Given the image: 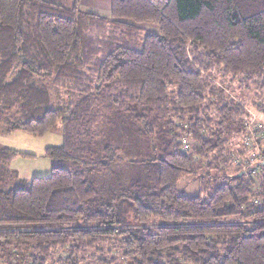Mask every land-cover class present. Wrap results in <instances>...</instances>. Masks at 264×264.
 Segmentation results:
<instances>
[{
	"label": "trees",
	"instance_id": "trees-1",
	"mask_svg": "<svg viewBox=\"0 0 264 264\" xmlns=\"http://www.w3.org/2000/svg\"><path fill=\"white\" fill-rule=\"evenodd\" d=\"M79 2L0 0L1 133L61 124L63 138L45 151L49 175L30 179L0 144V262L46 264L60 250L68 264L96 253V264H264V199L252 202L264 173L253 190L208 133L244 113L212 73L264 84V0H110L109 18ZM118 117L154 135L157 155L142 161L145 182L105 197L88 175L118 156L99 144ZM201 168L231 173L178 193Z\"/></svg>",
	"mask_w": 264,
	"mask_h": 264
},
{
	"label": "rangeland",
	"instance_id": "rangeland-1",
	"mask_svg": "<svg viewBox=\"0 0 264 264\" xmlns=\"http://www.w3.org/2000/svg\"><path fill=\"white\" fill-rule=\"evenodd\" d=\"M96 1L83 0L81 5H78V9L84 13L94 14L99 9L97 15H107L109 17L105 7L97 4ZM210 76L223 89L226 96L230 97L231 100L243 108L244 113L241 116L234 117L232 123L222 127L215 123L212 124V130L208 133L218 132L225 140L224 146L230 153L226 159L229 160V168L232 171L240 172V175L250 181L249 171L251 168L258 167V183L256 186L253 185V190H257L260 188V179L264 173V139L259 141L257 148L251 151L258 152V156L251 167L243 168L238 164V161L249 159L251 152L246 149L244 140L250 136L252 128L260 125L264 129V84H240L237 78L230 82L228 78L223 80L221 75L216 72ZM214 114L215 112L212 110L210 115L214 116ZM106 128L104 137L102 131V138L99 144L118 146V156L113 161H109L105 171L93 172L88 175V181L95 189L98 188L101 196L105 197L116 194L122 187L126 188L134 182H145L144 162L142 161L157 155L155 136L147 134V131L143 136H139L136 131L137 127L131 118L125 117L121 119L118 117L114 119L112 124L107 125ZM183 140L188 145V149L183 152H188L192 144L190 135L187 133L183 134L180 138L181 144H183ZM62 142L61 124H58L54 130L44 135H35L21 129L12 131L6 135L0 132V144L17 152V155L9 163L8 170L13 171L19 178L30 179L33 176H48L51 169V159L45 155V151L48 148L62 145ZM228 151H226L227 154ZM212 157L213 154L210 155V158ZM222 157L224 158L223 155ZM219 168L225 169V166L223 167L220 163ZM230 169H226L225 172H219L217 169L207 170L201 168L197 173L198 176H196L197 174L188 176L179 182L178 193L191 196L198 191H204L203 185L200 184L201 180L204 186H206L205 182L208 183L207 188L209 189L218 180L216 176L223 173L228 175L231 173ZM263 199L264 195L262 198L254 197L252 202L255 204L254 200H259V204L255 205H260ZM66 256L67 254L60 250H55L51 253L50 258L47 259L46 264H68L61 261V258L65 259ZM96 258H98V253H96L95 257L91 256L89 259H82L77 264H96ZM15 262L12 259L11 263L16 264ZM0 264H3V262H0Z\"/></svg>",
	"mask_w": 264,
	"mask_h": 264
},
{
	"label": "built area",
	"instance_id": "built-area-1",
	"mask_svg": "<svg viewBox=\"0 0 264 264\" xmlns=\"http://www.w3.org/2000/svg\"><path fill=\"white\" fill-rule=\"evenodd\" d=\"M257 126H259L257 128ZM252 128V132L250 133V136L245 138L244 145L248 151H252L254 148H257L258 142L264 139V129L257 125ZM188 149V145L184 143L182 144V151H186ZM258 156V152H251L249 155V159L238 161V164H240L243 168H249L253 165V163L256 160V157ZM249 178L253 182V185H257L258 183V167L251 168L249 171ZM255 204H259V200H254Z\"/></svg>",
	"mask_w": 264,
	"mask_h": 264
},
{
	"label": "crops",
	"instance_id": "crops-1",
	"mask_svg": "<svg viewBox=\"0 0 264 264\" xmlns=\"http://www.w3.org/2000/svg\"><path fill=\"white\" fill-rule=\"evenodd\" d=\"M54 1L60 3L61 5L65 6V7H70V6L72 5V3H73V0H54ZM82 1H83V0H80V2H79V6L81 5V2H82ZM107 1H108V2H107ZM96 3L99 4V5L104 6L106 12H108V15H109V17H110V14H109V12H110V0H97ZM79 6H78V8H79ZM98 10H99V9L96 10V14H97V12H99ZM80 11H81V10H80ZM93 14H94V13H93ZM99 16H100V14H99ZM102 16H103L104 18H109V17H107V15H102ZM0 132H1V128H0ZM1 134H2V133H1Z\"/></svg>",
	"mask_w": 264,
	"mask_h": 264
}]
</instances>
